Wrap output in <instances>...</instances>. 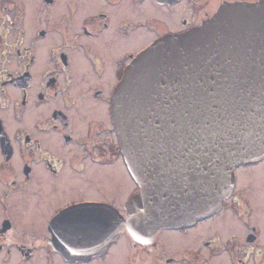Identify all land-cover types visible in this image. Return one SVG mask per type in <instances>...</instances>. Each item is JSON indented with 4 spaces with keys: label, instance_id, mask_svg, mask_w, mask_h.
Masks as SVG:
<instances>
[{
    "label": "flooded vegetation",
    "instance_id": "af4514ba",
    "mask_svg": "<svg viewBox=\"0 0 264 264\" xmlns=\"http://www.w3.org/2000/svg\"><path fill=\"white\" fill-rule=\"evenodd\" d=\"M256 1L0 0V264H264V155L205 218L97 242L100 209L126 214L139 190L112 113L127 66L225 3Z\"/></svg>",
    "mask_w": 264,
    "mask_h": 264
},
{
    "label": "water",
    "instance_id": "95a60500",
    "mask_svg": "<svg viewBox=\"0 0 264 264\" xmlns=\"http://www.w3.org/2000/svg\"><path fill=\"white\" fill-rule=\"evenodd\" d=\"M112 113L139 190L126 214L100 209L102 248L124 230L148 242L220 209L236 168L264 155V1L225 3L149 45L118 82Z\"/></svg>",
    "mask_w": 264,
    "mask_h": 264
}]
</instances>
